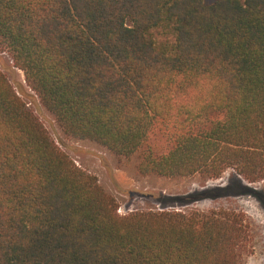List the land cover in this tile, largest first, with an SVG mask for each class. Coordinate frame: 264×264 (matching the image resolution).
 Here are the masks:
<instances>
[{
    "label": "trees",
    "instance_id": "trees-1",
    "mask_svg": "<svg viewBox=\"0 0 264 264\" xmlns=\"http://www.w3.org/2000/svg\"><path fill=\"white\" fill-rule=\"evenodd\" d=\"M0 43L66 136L138 154L142 175L234 170L180 205L240 194L264 205L242 182L264 181V0H0ZM28 104L0 69V264H242V212L120 214ZM158 125L164 150L150 143Z\"/></svg>",
    "mask_w": 264,
    "mask_h": 264
},
{
    "label": "rangeland",
    "instance_id": "rangeland-1",
    "mask_svg": "<svg viewBox=\"0 0 264 264\" xmlns=\"http://www.w3.org/2000/svg\"><path fill=\"white\" fill-rule=\"evenodd\" d=\"M153 34L160 42L172 40V37L163 30H154ZM0 69L8 76L17 92L29 101L28 105L34 108L61 149L67 152L78 166L95 174L100 184L116 197L120 214L137 209H234L245 215L250 229L242 264H264V205L255 195L204 197L186 205L179 204V197L231 184L233 169L226 170L217 179L207 181L199 175L185 178H170L156 174L142 175L136 167L139 161L138 154L131 158H120L95 142L66 136L53 116L42 106L36 94L27 86L24 72L14 65L10 54L1 43ZM211 117L222 118L223 114H215ZM168 131L163 125H158L152 133L150 143L155 150L165 149L169 141ZM242 182L257 192L264 191V181L250 183L242 180Z\"/></svg>",
    "mask_w": 264,
    "mask_h": 264
}]
</instances>
